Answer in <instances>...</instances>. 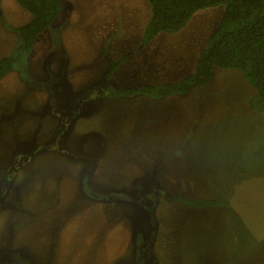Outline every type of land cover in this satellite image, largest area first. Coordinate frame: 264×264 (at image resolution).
<instances>
[{
  "label": "rangeland",
  "instance_id": "rangeland-1",
  "mask_svg": "<svg viewBox=\"0 0 264 264\" xmlns=\"http://www.w3.org/2000/svg\"><path fill=\"white\" fill-rule=\"evenodd\" d=\"M225 11L146 44L148 0H62L20 55L34 17L0 0V60H18L0 81V264H264V111L243 71L112 95L193 75Z\"/></svg>",
  "mask_w": 264,
  "mask_h": 264
},
{
  "label": "trees",
  "instance_id": "trees-1",
  "mask_svg": "<svg viewBox=\"0 0 264 264\" xmlns=\"http://www.w3.org/2000/svg\"><path fill=\"white\" fill-rule=\"evenodd\" d=\"M152 7V24L146 30L145 43L149 44L160 33H178L194 14L200 10L226 6L225 14L210 37L207 48L200 56L197 71L176 84L136 87L114 93L115 96L145 95L164 98L188 94L191 90L207 85L215 67L243 71L246 80L257 89L253 102L256 111H264V0H148ZM33 15V20L18 28L22 44L20 55L34 47L38 37L59 17L62 0H18ZM17 59L0 61V81L10 73ZM114 63L110 75L121 65ZM9 76V75H8ZM10 78H8V81ZM196 206H213L215 200L188 201Z\"/></svg>",
  "mask_w": 264,
  "mask_h": 264
},
{
  "label": "flooded vegetation",
  "instance_id": "flooded-vegetation-1",
  "mask_svg": "<svg viewBox=\"0 0 264 264\" xmlns=\"http://www.w3.org/2000/svg\"><path fill=\"white\" fill-rule=\"evenodd\" d=\"M6 57V56H5ZM5 57L4 58H2L0 61H2L3 59H5ZM112 66H113V64H112ZM112 66H111V68L108 70V72L106 73V72H99L100 73V75H101V79H100V81H105V83L108 81V80H110L111 78H112V80H113V75H114V73L116 72H114L113 74H111L110 75V72L112 71ZM15 69L16 68H14L11 72H15ZM99 71H100V69H99ZM10 72V73H11ZM9 75V74H8ZM91 80H94V78H92ZM110 82V81H109ZM100 87H102V85L100 86ZM105 90V89H104Z\"/></svg>",
  "mask_w": 264,
  "mask_h": 264
},
{
  "label": "crops",
  "instance_id": "crops-1",
  "mask_svg": "<svg viewBox=\"0 0 264 264\" xmlns=\"http://www.w3.org/2000/svg\"><path fill=\"white\" fill-rule=\"evenodd\" d=\"M0 41H2V40H0ZM3 42V41H2ZM0 57H3V54H1V52H0Z\"/></svg>",
  "mask_w": 264,
  "mask_h": 264
}]
</instances>
